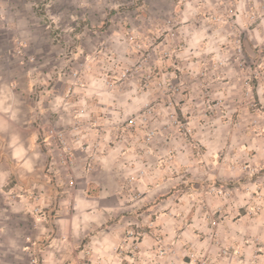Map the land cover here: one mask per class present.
Instances as JSON below:
<instances>
[{"label":"crops","instance_id":"1","mask_svg":"<svg viewBox=\"0 0 264 264\" xmlns=\"http://www.w3.org/2000/svg\"><path fill=\"white\" fill-rule=\"evenodd\" d=\"M180 1L173 0L171 9L158 13L175 18V36L195 56L220 42L231 47L237 32L244 33L245 44L248 34L255 48L264 41V0H184L191 5L189 10H182ZM34 2L0 0V264H88L90 259L93 264H117V254L132 249L133 238L139 240L146 262L155 253V239L142 229L152 221L167 222L170 211L181 205L176 183L181 181V163L191 160L187 154L190 144L179 143L183 139L176 127L160 128L151 141L146 139L148 125H141L143 130L133 128V114L158 98L159 90L155 94L143 89L138 81L145 75L127 72L133 51L124 36H111L113 55L106 60L102 52L94 53L104 34L84 32L80 61L74 64H83L81 85L76 94L67 97L73 81L68 50L52 40L34 11ZM89 13L86 15H93ZM184 16L190 22L179 25ZM62 25L67 26V21ZM169 39L167 36L157 47ZM204 53L185 56L187 60L182 62L193 68L195 76L189 70L172 76L178 84L184 78L189 83L190 92L183 96L178 114L194 107L188 100L189 96L197 98L200 91L194 78L201 80L208 65L217 61ZM256 54H250L249 64L256 63ZM217 59H221L224 73V63L229 65L231 59ZM157 65L158 83L167 74L162 64ZM106 67L113 71L105 74ZM106 81L117 84L108 86ZM167 113L161 106L149 122L162 127ZM77 118L84 122L81 130L96 149L88 153L79 146L75 149L72 186L57 149L40 142L39 129L55 124L72 137ZM119 129L124 139L117 138ZM173 146L176 152L170 155L167 149ZM88 154L94 157L91 164ZM207 163L198 165L201 174H221L222 168L216 170L212 158ZM173 219L175 224L183 221ZM157 261L166 264L167 259Z\"/></svg>","mask_w":264,"mask_h":264},{"label":"rangeland","instance_id":"2","mask_svg":"<svg viewBox=\"0 0 264 264\" xmlns=\"http://www.w3.org/2000/svg\"><path fill=\"white\" fill-rule=\"evenodd\" d=\"M47 2L51 4L50 13L54 20L67 32V57L73 77L68 90L76 94V88L81 85L79 76L74 77L73 73L76 71L74 64L80 61L83 51L81 37L85 31L91 35L104 34L98 44L100 48H96L94 53L102 52L106 60L113 55L111 36H124L133 51L127 72L133 76L143 73L144 80L138 84L143 89L154 90L155 94L159 90V97L155 96L131 118L148 108L153 113L145 122L133 123V128L143 130L141 125L146 124L147 130L154 128L157 134L160 128L176 127L183 139L181 141L178 137L179 143L186 141L190 144L189 151L184 152L190 155L191 160L181 163V181L176 183L181 190V205L175 208V212L170 211L167 222L157 224L152 221L142 229H147L155 239V253L149 257L151 264H160L157 259H167L166 264H264V41L255 48L248 34L245 44L244 33L237 32L233 35L235 40L231 47L227 48L226 43L220 42L218 46L200 50L195 56V51L184 48L185 43L175 36V18L158 13L159 10L171 9L173 0H35L33 8L39 18L41 15L36 5ZM179 3L182 10H189L191 6L184 0ZM86 12L93 15H86ZM128 13L133 16H127ZM137 13L143 16L136 17ZM184 18L179 25L190 22ZM63 20L70 26H63ZM167 36L170 39L159 49L157 45ZM120 38L124 41L123 37ZM203 52L208 59L217 61L208 65V72L201 80L197 76L194 78L200 91L197 98H188L194 107L178 114L182 125L173 124L168 113L167 122L162 127L157 123L151 124L157 110L161 106L165 108L170 85L178 84L172 76L188 70L195 76L192 67L182 65L187 60L185 56L201 57ZM254 52L257 53V61L249 64L252 62L248 61L250 54ZM221 57L231 59L229 65L224 63V73L219 65L221 59H217ZM157 62L162 64L160 67L163 66L167 74L166 79L158 83ZM112 71L109 67L103 69L105 74ZM186 79L182 83L183 93L177 98L176 112L184 102L183 96L190 92ZM111 83L117 84L116 81ZM106 84L113 86L108 81ZM123 134L119 129L117 138L124 139ZM167 150L170 155L176 152L175 146ZM209 158L217 165L216 170L222 168L221 174L203 175L197 170L198 165H209ZM175 217H181L182 223H173ZM161 249L165 250L163 256L159 253ZM128 250L117 254V264H150L149 259L146 262L142 259L140 247L135 253L133 249ZM87 263L93 264L91 259Z\"/></svg>","mask_w":264,"mask_h":264},{"label":"built area","instance_id":"3","mask_svg":"<svg viewBox=\"0 0 264 264\" xmlns=\"http://www.w3.org/2000/svg\"><path fill=\"white\" fill-rule=\"evenodd\" d=\"M37 11L40 12V19L43 21V26L45 29L50 33L52 36L53 41L57 43L67 45V32L66 30L59 26L57 22L54 20L53 15L50 13V7L51 4L49 2L45 4H37ZM83 64H79L75 68V72L73 73L74 77H78L80 75V72L82 70ZM110 85H113L111 81H108ZM169 97L165 103V108L168 111L169 120L173 121V124L182 125L181 121L178 119V113L176 112V105L178 103V96L183 93L182 83L177 85H170L169 87ZM72 90H68V95H72ZM81 112H83L81 110ZM153 113V110L148 108L145 111H143L139 116L135 118H131L130 122L131 124L137 123V120H140L142 122H145L148 120L149 116ZM81 114V113H80ZM81 117V115H79ZM187 123V122H186ZM84 122L77 118L74 121V124L72 126L71 134L72 137L68 136L66 133V130L63 128H59L55 124H52L48 127H40L39 129V140L43 145L51 146L57 149L58 151V158L60 161V164L65 167L67 170H69V178H70V184L74 185V177L73 172L77 168V161L75 156V149L77 146L84 149L87 153L89 151H94L96 149V146L94 142H92L91 138L85 134L81 129L84 127ZM185 128L190 131V128L185 126ZM156 135V129L149 128L146 133V139L147 141H151ZM97 145V144H96ZM88 160L91 164V162L94 160L93 155L88 154ZM131 236H135L134 233L130 234ZM132 252L135 253L139 248V240L137 238H133L132 240ZM160 256H163L165 254V250L161 249L159 251ZM34 263H36V259L33 260Z\"/></svg>","mask_w":264,"mask_h":264}]
</instances>
